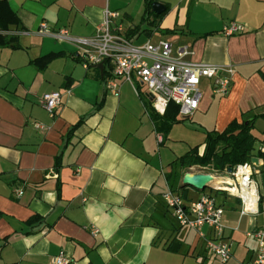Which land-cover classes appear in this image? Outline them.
I'll list each match as a JSON object with an SVG mask.
<instances>
[{"label":"crops","instance_id":"crops-1","mask_svg":"<svg viewBox=\"0 0 264 264\" xmlns=\"http://www.w3.org/2000/svg\"><path fill=\"white\" fill-rule=\"evenodd\" d=\"M155 1L165 7L158 20L144 19V0H6L18 22L0 34L15 38L18 47H0V264H52L60 252L71 264H222L202 238L177 224L161 196L184 185L188 172L176 161L180 155L156 148L180 122L161 141L151 114H162L154 111L145 86L135 82V91L112 76L108 63L101 70L84 68L71 44L36 33L44 22L51 30L66 27L72 35L90 36L107 9L118 12L113 24L124 33L140 27L132 43L141 35L143 42L164 39L187 45L190 61L231 66L225 93L214 90L213 79L201 80L198 107L190 123H182L199 139L240 120L243 112L263 110L264 0ZM232 21L243 31L225 35L222 28ZM144 22L150 27L143 28ZM50 52L62 54L41 70L30 63ZM108 78L117 83L116 94L105 87ZM51 92L60 94L52 114L42 102ZM252 133L263 137V119ZM263 146L256 141L251 160L261 197ZM194 168L189 171L198 172ZM187 186L185 200L201 195ZM203 193L224 208V235L231 243L224 264H243L256 251L247 233L264 224V214L239 216L238 198Z\"/></svg>","mask_w":264,"mask_h":264},{"label":"built area","instance_id":"built-area-1","mask_svg":"<svg viewBox=\"0 0 264 264\" xmlns=\"http://www.w3.org/2000/svg\"><path fill=\"white\" fill-rule=\"evenodd\" d=\"M117 16L118 12L105 9L102 21L90 36L72 35L66 27L51 30L44 22L39 24L36 33L71 44L74 47L73 55L80 60L84 68L108 63L112 76L127 81L135 91V82H139L150 94L151 106L158 114H163L168 104L174 102L178 105L180 117H190L198 107L202 79H213L214 90L218 93L228 90L233 74L231 66L190 61L187 57L191 51L187 45L173 46L170 41L164 39L134 44L124 35L120 24H113V19ZM241 31L242 24L235 21L222 28L225 35ZM221 73H225V76H220ZM104 84L109 91L115 94L118 92V85L112 78L106 79ZM42 102L46 111L52 114L60 103V94L46 93L42 96ZM35 125L43 128L39 123ZM260 152L264 157V146ZM253 174L254 165L250 160L235 165L225 176L211 174L213 178H222L221 183L225 188L210 185L207 188L222 190L238 198L239 216L264 214V197L258 192ZM20 193V189L15 190L16 195ZM161 196L177 224L194 231L202 238L209 254L216 256L222 264L230 259L231 243L224 235V208L214 196L201 193L196 199L187 201L172 188H167ZM91 233L96 234L97 229L91 228ZM247 234L255 239L256 251L253 257L243 264H264V224ZM52 264H71V260L60 252L54 256Z\"/></svg>","mask_w":264,"mask_h":264},{"label":"trees","instance_id":"trees-1","mask_svg":"<svg viewBox=\"0 0 264 264\" xmlns=\"http://www.w3.org/2000/svg\"><path fill=\"white\" fill-rule=\"evenodd\" d=\"M154 1L155 0H144V19L153 15L156 20H158L164 14L165 11L160 14H156L152 11L151 4ZM17 22L18 18L8 6L6 0H0V31L6 30L8 25L17 24ZM140 31V27L135 26L128 30L125 36L131 39L132 35ZM143 31L146 32L147 30ZM7 45L18 47L15 38L0 34V47ZM61 54L60 52H50L31 60L30 63L36 69L41 70ZM151 117L155 119L156 131L161 135V141L165 139L173 124L182 122L185 119L179 116L178 105L174 102L168 104L165 112L161 116L151 114ZM259 118L264 120V109L261 111L251 109L241 113L240 120L230 121L222 131H205L202 143L190 147L185 153L180 155L176 161H178L180 167L186 171L195 167V170L212 175H219V173L227 174L228 169H233L237 164L250 161L251 158L255 156L254 148L256 141L259 140L264 145V135L262 138L258 139L252 133L254 124ZM71 130H69V132H71ZM59 167L60 156L58 155L55 158L54 169L57 171ZM184 188L185 185L178 187L182 197L186 194ZM197 191L203 193L205 190L202 189ZM208 191L214 193L224 192L213 188H208Z\"/></svg>","mask_w":264,"mask_h":264},{"label":"rangeland","instance_id":"rangeland-1","mask_svg":"<svg viewBox=\"0 0 264 264\" xmlns=\"http://www.w3.org/2000/svg\"><path fill=\"white\" fill-rule=\"evenodd\" d=\"M143 28H149L150 26L147 25L145 22L142 23ZM142 27V26H141ZM125 35V33H124ZM146 36L145 35H141L139 38H136L134 40H132L134 43H142L145 40ZM190 118L187 117L184 119V121L175 124L174 128L171 130L170 135L168 137L166 141V144L164 145H156V148H158L162 153L167 152V154L170 155V157L172 156L174 158L175 155H182L183 153H185L187 150V148L190 147V145H195L196 143H199L200 141H203L202 138H198L195 137V133L194 132H190L187 131L186 128H184L183 124H189L190 123ZM253 133L258 136V132L257 131H253ZM193 136V138H192ZM173 167H175V162L172 163ZM216 175V174H215ZM226 174L223 173H219V175L217 174L216 176H225ZM188 188L193 189V187L191 186H187ZM174 190H177L179 192V189L174 187ZM195 189V188H194ZM197 190V189H195ZM205 191H208V188H204Z\"/></svg>","mask_w":264,"mask_h":264},{"label":"water","instance_id":"water-1","mask_svg":"<svg viewBox=\"0 0 264 264\" xmlns=\"http://www.w3.org/2000/svg\"><path fill=\"white\" fill-rule=\"evenodd\" d=\"M151 9L154 13L160 14L164 11L165 7L159 2H152ZM94 67L99 68L100 70L103 68V63H99L94 65ZM254 158H251L253 160ZM231 169H228L230 172ZM213 179V176L209 173L202 172H185L182 177V183L184 185L191 186L197 190H202L205 187H209V182Z\"/></svg>","mask_w":264,"mask_h":264},{"label":"bare ground","instance_id":"bare-ground-1","mask_svg":"<svg viewBox=\"0 0 264 264\" xmlns=\"http://www.w3.org/2000/svg\"><path fill=\"white\" fill-rule=\"evenodd\" d=\"M222 178H213L208 184L216 188H225V185L221 183Z\"/></svg>","mask_w":264,"mask_h":264}]
</instances>
